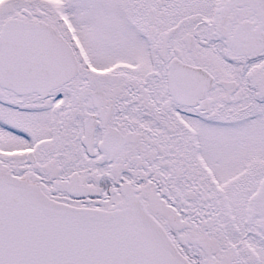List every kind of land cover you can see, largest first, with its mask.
<instances>
[{
	"label": "snow or ice",
	"instance_id": "obj_1",
	"mask_svg": "<svg viewBox=\"0 0 264 264\" xmlns=\"http://www.w3.org/2000/svg\"><path fill=\"white\" fill-rule=\"evenodd\" d=\"M0 264H264V0H0Z\"/></svg>",
	"mask_w": 264,
	"mask_h": 264
}]
</instances>
